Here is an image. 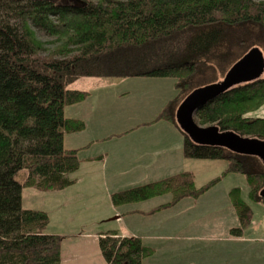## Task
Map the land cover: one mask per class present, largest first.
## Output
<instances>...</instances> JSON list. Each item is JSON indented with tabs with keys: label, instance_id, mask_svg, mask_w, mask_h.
<instances>
[{
	"label": "trees",
	"instance_id": "16d2710c",
	"mask_svg": "<svg viewBox=\"0 0 264 264\" xmlns=\"http://www.w3.org/2000/svg\"><path fill=\"white\" fill-rule=\"evenodd\" d=\"M39 35L59 42L54 52L41 53ZM255 47L264 51V0H0V264L62 262L63 236L46 232L48 212L23 208L22 198L26 186L56 190L75 182L81 160L65 147V133L85 123L65 108L86 92L70 89L72 82L172 76L187 84L202 63H231ZM263 105L264 77L228 87L195 120L264 140V117L253 114ZM183 133L186 157L228 160L225 173L245 175L251 199L264 204L259 156L198 144ZM209 187L197 189L192 174L183 173L115 192L112 200L122 205L166 192L178 200ZM240 195V188L231 191L241 221L234 236L254 217ZM99 245L108 264H143L152 252L141 236L118 230L101 233Z\"/></svg>",
	"mask_w": 264,
	"mask_h": 264
},
{
	"label": "rangeland",
	"instance_id": "374dc122",
	"mask_svg": "<svg viewBox=\"0 0 264 264\" xmlns=\"http://www.w3.org/2000/svg\"><path fill=\"white\" fill-rule=\"evenodd\" d=\"M39 36L44 41L43 55L58 47L53 38ZM240 57L231 63H202L187 84H178L172 76H84L72 82L70 89L86 92L81 101L65 108L68 117L85 123L83 129L65 133V147L77 149L81 160L80 168L71 174L75 182L56 190L26 186L23 208L48 212L49 233L127 228L152 249L143 264H225L229 253L223 238L238 217L231 191L240 188V196L252 205L253 218L263 228L264 204L251 199L245 175L225 173L228 160L185 156L177 112L195 88L223 81ZM253 114L264 117V105ZM183 173L192 174L197 189L210 187L178 200L166 192L115 208V192ZM27 175L23 170L18 179L23 181ZM117 213L126 216L119 219ZM88 220L96 224L86 225Z\"/></svg>",
	"mask_w": 264,
	"mask_h": 264
},
{
	"label": "water",
	"instance_id": "95a60500",
	"mask_svg": "<svg viewBox=\"0 0 264 264\" xmlns=\"http://www.w3.org/2000/svg\"><path fill=\"white\" fill-rule=\"evenodd\" d=\"M263 73L264 54L255 47L234 64L223 81L197 87L187 95L177 112L180 127L195 143L224 146L234 152L257 155L264 162V140L242 136L235 131H222L214 124L204 126L195 120L196 112L228 87L253 81ZM261 196H264V189Z\"/></svg>",
	"mask_w": 264,
	"mask_h": 264
},
{
	"label": "crops",
	"instance_id": "0c3cea01",
	"mask_svg": "<svg viewBox=\"0 0 264 264\" xmlns=\"http://www.w3.org/2000/svg\"><path fill=\"white\" fill-rule=\"evenodd\" d=\"M118 207L120 206L115 205V208ZM126 213H129V211ZM117 214V216L120 217L119 219H123V217L126 216L121 213ZM236 218V226L231 227L227 236L223 238V246L225 251L228 250L229 253L225 264H264V228L260 226L258 220L253 218L251 222L245 228H243L241 235L234 236L231 234V229L241 226L239 215L238 217L236 216ZM85 224L93 226L96 223L92 224L91 221L88 220V222ZM118 231L122 235H137L129 231L127 228H123V230L119 229ZM102 232L103 231L100 230L95 231L91 229L89 231L88 229H84L78 233L69 232L61 234L63 236L61 246V264H108L101 252L99 245V238ZM178 236L179 235H177V237ZM173 239L174 241L179 240V238L176 237ZM173 248L175 247L172 246L171 249ZM171 252L175 253L176 250H171ZM152 262L153 261L149 263ZM154 263H156V260H154Z\"/></svg>",
	"mask_w": 264,
	"mask_h": 264
}]
</instances>
